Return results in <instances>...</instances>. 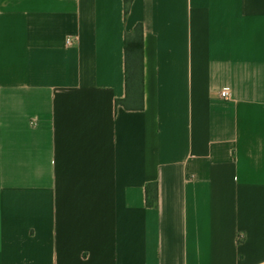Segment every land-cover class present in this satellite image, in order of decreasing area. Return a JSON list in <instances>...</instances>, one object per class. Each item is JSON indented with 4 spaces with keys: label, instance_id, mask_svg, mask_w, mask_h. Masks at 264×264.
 <instances>
[{
    "label": "crops",
    "instance_id": "0c3cea01",
    "mask_svg": "<svg viewBox=\"0 0 264 264\" xmlns=\"http://www.w3.org/2000/svg\"><path fill=\"white\" fill-rule=\"evenodd\" d=\"M0 264H264V0H0Z\"/></svg>",
    "mask_w": 264,
    "mask_h": 264
},
{
    "label": "trees",
    "instance_id": "16d2710c",
    "mask_svg": "<svg viewBox=\"0 0 264 264\" xmlns=\"http://www.w3.org/2000/svg\"><path fill=\"white\" fill-rule=\"evenodd\" d=\"M132 0H125V17L128 15ZM125 73L126 96L117 100L116 104L126 110H142L144 108V64H143V26L136 25L134 30L126 33L125 41ZM157 184H150L146 189L147 204L157 205Z\"/></svg>",
    "mask_w": 264,
    "mask_h": 264
},
{
    "label": "built area",
    "instance_id": "2783aa9c",
    "mask_svg": "<svg viewBox=\"0 0 264 264\" xmlns=\"http://www.w3.org/2000/svg\"><path fill=\"white\" fill-rule=\"evenodd\" d=\"M68 43H70V40H68ZM221 97H222L223 99H228V97H229V90L224 89V90L221 92Z\"/></svg>",
    "mask_w": 264,
    "mask_h": 264
}]
</instances>
